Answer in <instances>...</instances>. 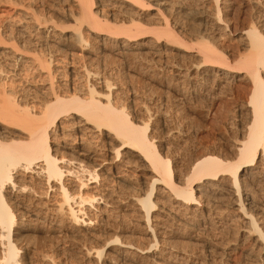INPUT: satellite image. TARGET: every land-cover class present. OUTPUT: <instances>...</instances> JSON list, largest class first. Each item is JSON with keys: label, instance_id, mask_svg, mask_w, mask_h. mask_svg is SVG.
<instances>
[{"label": "rangeland", "instance_id": "obj_1", "mask_svg": "<svg viewBox=\"0 0 264 264\" xmlns=\"http://www.w3.org/2000/svg\"><path fill=\"white\" fill-rule=\"evenodd\" d=\"M177 1L178 4H174ZM163 2L164 5L153 9L163 16L167 31H171L179 42L189 47L182 48L190 52L164 46L162 43L154 52L146 47L138 51L139 53L134 52L133 54H136L134 56L133 54L124 56L108 46L91 42L86 50L80 52L77 48L70 47L72 28L69 18L75 9L72 0H45L42 6L40 0H0V46L4 45V42L11 46L15 45L26 57L29 56V58L14 55L13 57L8 55L7 58L0 56V100L3 97H10L19 104L22 100L21 103H24L21 104L22 106H39L37 104L45 101L50 93L49 85L54 92L59 90L61 96L65 94L63 97L74 94L81 98L84 97L87 87L93 85L96 93L107 95V86L111 85L112 106L124 110L134 124L141 122L149 124L156 147L161 151V155L164 154L169 159L178 177L187 172L190 162L198 158L201 153H211L221 158L231 157L230 149L233 143L241 139L240 130L243 129L241 126L244 127L249 120L246 107L248 91L240 88L225 91V94L220 95L213 87L212 89L205 87L200 91L185 93L186 97L183 99L179 89L175 87L176 66H182L183 70L197 68L199 61L195 53L198 51L197 44L200 40H197L199 41L197 43L194 40L190 41V26L197 25L199 21H192L186 15L190 11L197 10L213 16L214 6L210 0ZM175 7L180 9L174 10ZM219 8L224 15V24L229 26L228 31L223 32L219 37L216 36L215 39L204 38L208 40L206 43L229 59L230 67L236 68L239 58L247 53L242 46L240 33L249 30L253 25L259 24L258 26L264 28V0H219ZM93 9L95 12H102V15L126 10L115 7L108 0H93ZM155 10L135 14L137 15L135 22L145 27L153 24L149 20L152 19ZM35 12L41 14V19L46 20L48 24L37 27L25 20L27 16L25 14ZM149 27L155 30L165 29V26L155 24ZM85 33L84 37L93 39V35ZM61 38L66 39V43L62 42ZM151 40L153 39L150 36L144 38L147 43ZM232 56H235L234 62H230ZM87 72L91 78L88 82L85 77ZM195 72L190 70L189 73L197 74ZM63 120L61 125L64 124L62 125L65 129L64 134L61 136L52 132L51 150L58 158L63 157L65 161L72 163L80 161L88 167L99 164L101 168L97 166L96 170L99 174H104L99 183L107 190L103 188L101 193L107 192L106 197L110 196L108 202L113 203L114 211L109 219L102 221L103 224L105 223L102 224L104 229L101 228L98 232L96 230L94 233L96 236L91 234L88 242L83 240L85 232L80 237L81 233H72L68 229L66 219H61L62 222L54 219L53 216L52 219L46 220L27 216L23 221H17L19 226L21 225L17 227V245L28 250L29 256L31 255L28 260L32 264H89L93 258L85 257L83 247L88 248L92 241L90 247L95 243L101 246L106 240H108L106 242L115 240L113 231L118 227L119 232L122 230L123 233V237L118 238L119 240L130 239L138 247H147L150 238L144 234L145 224L140 218L141 215L135 212L129 203L117 204L116 199L125 200L145 190L147 188L145 185L150 184L152 178L148 168L128 149L120 150L119 143L107 140L98 134L93 136L82 131V127H79L78 120L73 115L64 116ZM20 136L25 137V135ZM118 149L122 157L120 161L113 162L115 161L113 153ZM68 165V168L71 167ZM65 180L70 186L76 185L73 176H67ZM28 183L32 184L35 193L34 196L31 195L30 205L46 203L45 209H54L57 200L55 193L45 192V186L33 181ZM92 188H95V184L88 185L89 196L92 194ZM250 195L254 197L255 208L252 211L257 219L263 220L264 228V202H262L264 195L260 200L254 186L250 189ZM228 198L203 200L202 207L198 208L199 217L191 218L189 220L191 222L186 217L184 219L182 213L176 210L177 215L181 216L180 219H184V223L182 220L179 223L169 215L171 212L176 213L171 202L164 195L156 194L153 202L156 201L158 212L155 215L160 221L158 220L159 224L153 222V225H158L154 228L159 232L157 236L160 244L154 256H161L160 261L157 262L159 264H232L231 261L237 260L235 264H254L260 257L264 258L257 235L249 230L247 219L239 214L233 202L234 197L230 196L231 201ZM162 209L164 211H161ZM94 212H97V208L93 209ZM193 219L197 222H193ZM202 219L206 222H201ZM85 237L89 238L87 235ZM161 240L163 243L160 242ZM108 252L114 251L109 249ZM169 257L172 260H169Z\"/></svg>", "mask_w": 264, "mask_h": 264}, {"label": "bare ground", "instance_id": "obj_2", "mask_svg": "<svg viewBox=\"0 0 264 264\" xmlns=\"http://www.w3.org/2000/svg\"><path fill=\"white\" fill-rule=\"evenodd\" d=\"M44 1L40 0L41 6ZM72 1L75 3L73 6L75 9L69 18L72 28L70 47L77 48L80 52L86 50L90 42L102 44L104 47L108 46L124 56L137 53L146 47L154 52L162 43L164 46L183 51H186L183 48H189L179 42L171 31V33L167 31L163 16L153 9L164 5L163 1L165 0H108L115 7L123 10L126 8V10L107 15L94 11L93 0ZM210 1L215 10L213 16L197 10L186 13V16L190 17L192 21H199L197 25L190 26L191 36L189 35L190 41L194 40L197 43L199 42L197 40H200L197 44L198 48L196 47L198 51L195 53V56L199 57V61L197 68L191 67L183 70L182 66H176L175 87L179 89L183 99L186 97L185 93L190 94L205 87H213L220 95L225 91L239 90L240 88L248 91L246 107L249 112V120L246 121V124L244 123V127L241 126L243 128L240 130L241 139H237L233 143L230 149L231 157L221 158L211 153H201L198 158L190 162L187 172L178 177L169 159L164 154V156L161 155V151L156 147L149 124L146 122L134 124L124 110L112 106L111 85L107 86V95L96 93L93 85L87 87L83 98L74 94L63 97L65 94L62 93L61 96L59 90H55V92L57 91L55 93L52 86L49 85L50 93L48 92L49 95L46 100L44 99L45 101L37 104L39 106H22L21 104H24L21 103L22 100L19 101V104L10 97H3L0 100V264H32L28 260L31 258L28 250L19 247L20 245L18 246L16 241L17 227L19 226L17 221H23L27 216L40 217L41 220L52 219L51 216L60 221L66 219L69 225L68 229L72 233H81L80 237L85 232V236L87 235L89 238L83 235V240L88 242L91 234L95 235L96 230V232L100 231L105 224L102 221L109 219L114 211L113 203L108 202L110 196L106 197L107 192L101 193L105 186L99 183L104 175L99 174L96 170L97 166L101 168L99 164L93 167L85 166L80 161L75 164L68 160L65 161L63 157L58 158L51 150L52 132L61 136L64 134V126L62 128L64 124L61 125V120L64 121L63 117L67 115H73L78 120L77 124L82 127V131L93 136L98 134L107 140L115 141L119 143L120 150L128 149L148 168V172L152 175L150 184L145 185L147 187L145 190L136 193L137 195H131L125 200L116 199L117 204L129 203L132 209L141 215L140 218L145 224L144 234L150 238V240L148 238V246L138 247L130 239V241L119 240L118 238L123 237V233L122 230L119 232L117 227L115 230L113 229L115 240L109 242L101 240V246L95 243L97 247L94 246L95 244L90 247V243L93 244L92 241L88 248L83 247L85 248V257L93 258L91 260L94 263L88 261L89 264H159L157 261H160L159 257L161 256H154V252L160 244L159 236H157L159 232L154 228L158 225H153V222L159 224L158 220L160 219L156 216V212H158L156 201L153 202L156 194L164 195L171 202L175 212L177 210L182 213L181 216H184V219L186 217L188 221L198 216V208L202 207L203 200L212 198L225 200L227 197L230 200V196H233L234 201H232L237 206L239 214L247 219V226L251 232L257 235L264 253L263 220L257 219L254 215L252 211L255 208L254 197L250 195V189L253 186L258 191L257 196H260V200L264 195V28L258 26L259 24L253 25L249 30L240 33L242 46L247 53L239 58L238 66L232 68L229 66L228 58L206 43L208 40L205 38L215 39L216 36L219 37L220 34L228 31L229 28L224 24V15L219 8V0ZM176 3L178 4V1L174 2V4ZM177 8L179 7L173 9ZM152 10H155V14L149 21L153 24H148L145 27L135 22L137 19L135 14ZM25 15H27L25 20L29 23L32 22L37 27L48 24H46V20L41 19L42 15L36 12ZM154 24L165 26V29L155 30L153 27L151 29L149 26ZM84 33L93 35V39L84 37ZM149 36L153 40L148 44L144 38ZM61 41L65 42L66 39L63 38ZM196 43H194L195 46ZM8 55L29 58L15 45L11 46L4 42V45L0 46V56L7 58ZM235 60V56H232L230 62ZM34 61L37 62L35 59ZM40 65L42 66L41 63ZM39 68L41 67L39 66ZM41 70L40 72H42ZM190 70L196 71L197 74L191 75ZM85 77L88 82L89 73ZM20 135H25V137ZM93 136L91 137L93 138ZM113 155H115L113 162L120 161L122 155L119 154V149ZM121 162L123 161L121 160ZM68 164L71 167L68 168ZM67 176H73L76 185H68L65 180ZM29 181L45 186V192L55 193L57 200L54 209L46 208V210L44 207L46 203L30 205L31 195L34 196L35 193L31 187L32 184L28 183ZM90 184H95V188H92V194L89 196L87 188ZM105 191L107 190L105 189ZM100 205L101 207H99ZM94 208H97V212L93 213ZM178 212L172 214L169 211L168 213L179 222L182 219H180L181 216H178L179 214L177 215ZM203 219L201 222L204 221ZM60 221L59 223H61ZM109 249H113L114 254L110 252L111 255L108 252ZM236 261H231V263L235 264ZM254 264H264V258L260 257Z\"/></svg>", "mask_w": 264, "mask_h": 264}]
</instances>
